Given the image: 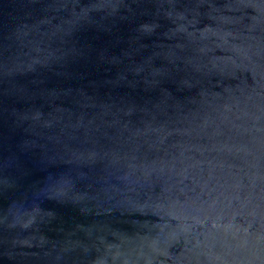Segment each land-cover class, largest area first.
<instances>
[{
    "label": "water",
    "instance_id": "water-1",
    "mask_svg": "<svg viewBox=\"0 0 264 264\" xmlns=\"http://www.w3.org/2000/svg\"><path fill=\"white\" fill-rule=\"evenodd\" d=\"M0 264H264V0H0Z\"/></svg>",
    "mask_w": 264,
    "mask_h": 264
}]
</instances>
